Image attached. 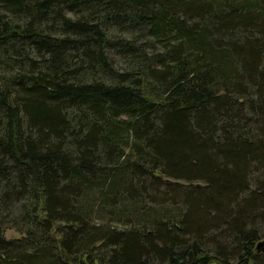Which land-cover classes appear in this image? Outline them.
Returning <instances> with one entry per match:
<instances>
[{
	"label": "trees",
	"instance_id": "16d2710c",
	"mask_svg": "<svg viewBox=\"0 0 264 264\" xmlns=\"http://www.w3.org/2000/svg\"><path fill=\"white\" fill-rule=\"evenodd\" d=\"M263 220L264 0H0V264H264Z\"/></svg>",
	"mask_w": 264,
	"mask_h": 264
},
{
	"label": "rangeland",
	"instance_id": "374dc122",
	"mask_svg": "<svg viewBox=\"0 0 264 264\" xmlns=\"http://www.w3.org/2000/svg\"><path fill=\"white\" fill-rule=\"evenodd\" d=\"M117 59V63L119 65V67H123V61L120 59V58H116ZM258 227H259V230H260V233H261V236L264 238V220L263 221H259L258 223ZM7 236H16L14 234V231L13 230H9L7 232ZM264 260V259H263Z\"/></svg>",
	"mask_w": 264,
	"mask_h": 264
},
{
	"label": "water",
	"instance_id": "95a60500",
	"mask_svg": "<svg viewBox=\"0 0 264 264\" xmlns=\"http://www.w3.org/2000/svg\"><path fill=\"white\" fill-rule=\"evenodd\" d=\"M256 248L258 251H263L264 252V239L259 240L257 242ZM209 264H219V261L217 260H212L211 262H209ZM233 264H239V262L233 263Z\"/></svg>",
	"mask_w": 264,
	"mask_h": 264
}]
</instances>
